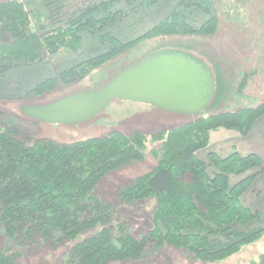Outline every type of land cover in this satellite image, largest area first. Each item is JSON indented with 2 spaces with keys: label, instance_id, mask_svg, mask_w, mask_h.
Listing matches in <instances>:
<instances>
[{
  "label": "trees",
  "instance_id": "trees-1",
  "mask_svg": "<svg viewBox=\"0 0 264 264\" xmlns=\"http://www.w3.org/2000/svg\"><path fill=\"white\" fill-rule=\"evenodd\" d=\"M28 1H0V73L61 47L78 50L82 34L87 32L101 40L102 49L58 74L60 80L78 81L145 38L208 34L216 24L208 13V0H177L178 6L174 4L151 27L122 40L112 33H100L127 14L114 8L117 0H98L81 6L47 29L46 23L32 20ZM42 1L47 17L54 21L58 6L47 8L49 0ZM190 8L208 13L200 25L189 22L191 12L186 9ZM39 26L44 29L39 31ZM217 78L214 74L215 92L210 105L217 100L221 88ZM56 79L47 77L29 92L38 95L50 90ZM262 115L264 98L255 106L198 114L195 119L149 135L141 129L128 133L111 129L69 142L42 137L26 143L20 138L17 123L0 126V224L8 238L21 242L38 234L50 236L53 242L75 239L83 230L99 225V229L73 243L68 264L137 260L145 249L162 244L201 261L224 259L264 234V223L252 224L259 218L258 211L241 200L255 175L264 176V166L255 152L241 154L233 150L221 156L208 150L206 161L197 151L208 145L211 130L224 127L245 135ZM148 136L159 142L157 148L151 149L155 165L118 191L124 202L156 198L152 226L134 236L124 223L111 221V204L100 200L94 188L108 171L143 158ZM250 169L254 171L230 183L231 173ZM0 264H15L14 254L0 251ZM249 264H264V252Z\"/></svg>",
  "mask_w": 264,
  "mask_h": 264
},
{
  "label": "rangeland",
  "instance_id": "rangeland-1",
  "mask_svg": "<svg viewBox=\"0 0 264 264\" xmlns=\"http://www.w3.org/2000/svg\"><path fill=\"white\" fill-rule=\"evenodd\" d=\"M96 1L98 0H49L50 4L47 8L58 6L55 9L57 12L54 14V21L47 17L48 13L42 0H29L26 5L32 11V20L35 23L39 21L46 23L44 28L47 29L61 23L73 10ZM176 1L117 0L113 5L114 8H121L127 14L118 22L107 25L100 33H112L122 40L133 38L167 15L173 6L177 7ZM207 7L208 13L216 19L213 32L145 38L114 55L78 81L60 80L58 74L80 59L102 49L101 40L87 32H83L78 50L61 47L30 63L18 64L1 72L0 126L17 123L20 138L26 143H32L33 140L42 137L52 138L58 142H69L102 135L111 129H120L125 133L132 129H141L149 135L154 130L170 128L195 119L198 114L207 115L257 105L264 98V0H208ZM186 10L191 12L188 20L194 26L200 25L208 15L196 8ZM44 28L37 27L39 31ZM160 48H181L202 57L219 79L221 88L217 92V100L202 112L187 115L166 111L146 102L112 98L93 118L74 123H50L29 117L20 110V106L25 103L49 102L72 91L98 88L120 69ZM47 77L58 78L50 90L38 95L29 92L37 82ZM263 140L264 115L256 120L245 135L235 129L224 127L211 130L208 145L198 150L197 155L207 161L208 150L216 151L221 156L233 150L246 154L254 152L256 148L263 150ZM158 146L159 142L151 141L148 136L143 158L132 160L108 171L100 177L94 188L100 200L111 204V221L124 223L134 236L145 233L152 226L151 213L156 205V198L150 196L134 202H124L118 197V191L155 165L156 158L151 153V149ZM253 171L254 169H250L242 173H231L230 183ZM263 187L264 176L259 175L250 184L248 190L251 191L246 193L243 199L246 200L251 192ZM242 195L241 200L244 203ZM262 198H264V189L257 202ZM262 211L260 221L263 223L264 208ZM252 224L255 225V221ZM99 228L98 225L83 230L75 239L53 242L50 236L38 234L33 239L21 242L8 238L0 224V251L13 253L15 264H68V252L73 243ZM257 240L255 243L250 242L253 244L249 246L244 244L223 261L214 263L191 258L172 245L162 244L150 247L152 250L147 248L150 251L149 254L146 253L144 260L140 259L147 249L136 258L138 261L129 259L112 261L108 264H249L252 257L256 258L258 253L264 251V234ZM155 250H157L156 255L153 254Z\"/></svg>",
  "mask_w": 264,
  "mask_h": 264
},
{
  "label": "water",
  "instance_id": "water-1",
  "mask_svg": "<svg viewBox=\"0 0 264 264\" xmlns=\"http://www.w3.org/2000/svg\"><path fill=\"white\" fill-rule=\"evenodd\" d=\"M214 92V72L202 57L181 48H160L120 69L98 88L25 103L20 110L50 123H74L93 118L112 98H119L194 115L207 108Z\"/></svg>",
  "mask_w": 264,
  "mask_h": 264
},
{
  "label": "crops",
  "instance_id": "crops-1",
  "mask_svg": "<svg viewBox=\"0 0 264 264\" xmlns=\"http://www.w3.org/2000/svg\"><path fill=\"white\" fill-rule=\"evenodd\" d=\"M263 142H264V140H263ZM253 151H254L255 153H257V154L261 157V159H262V165L264 166V149L262 150V149H260V148H259V149L256 148V149H254ZM259 175L262 176L260 173H257V174L255 175V177H254V180L257 179V177H258ZM263 189H264V187L261 188V189L256 190V192H251L250 196H248V198H247L246 200L243 199V198H245L244 195H245L246 193H249V192L251 191V189H250V190H248V189L245 190L244 193H243V195H242V199H243L244 203H245L246 205H248L249 207L258 210V212H259V215H260V216H259L258 219L255 220V223H256L255 225H258V224L262 223V221H260V217H261L262 212H263V211H262V208H264V198H262V199L260 200V202H257V201H258L259 197L261 196V194H262V190H263ZM263 223H264V222H263ZM257 241H258V240L254 241L253 243H255V242H257ZM253 243H249V244H246V245H244V246H249V245H251V244H253ZM152 248H153V247H152ZM148 249H150V248H148ZM148 249H147V250H148ZM147 250H146V252H145L143 258L140 259V260H144V257H145V255H146V253L149 254V251L152 250V249H150V250H148V251H147ZM156 251H157V250L153 251V254H154V255L157 254ZM263 252H264V251H261L260 253H263ZM260 253H258V255H257L256 258L252 257L251 259H252V260L257 259ZM251 259H250V260H251ZM137 261H138V260H137ZM220 261H223V259H222V260H217V261H208V263H214V262H220ZM133 262H135V261H133ZM203 262H204V261H203ZM249 263H250V262H249Z\"/></svg>",
  "mask_w": 264,
  "mask_h": 264
}]
</instances>
